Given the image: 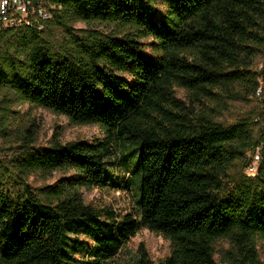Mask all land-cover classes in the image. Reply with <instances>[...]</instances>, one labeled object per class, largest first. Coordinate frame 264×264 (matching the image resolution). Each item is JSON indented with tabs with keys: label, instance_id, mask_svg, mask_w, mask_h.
Instances as JSON below:
<instances>
[{
	"label": "trees",
	"instance_id": "16d2710c",
	"mask_svg": "<svg viewBox=\"0 0 264 264\" xmlns=\"http://www.w3.org/2000/svg\"><path fill=\"white\" fill-rule=\"evenodd\" d=\"M51 1L42 27L0 30V88L97 124L104 137H55L28 145L16 164L0 159V264H74L78 255L105 264L142 227L171 241L158 264H264V129L218 122L206 104H223L237 86L264 87V64L253 66L264 53V0ZM120 139L140 142L141 153L116 159ZM56 170L73 173L39 188L27 181ZM135 173L138 214L84 202L83 189L130 188ZM137 264L155 263L142 249Z\"/></svg>",
	"mask_w": 264,
	"mask_h": 264
},
{
	"label": "rangeland",
	"instance_id": "374dc122",
	"mask_svg": "<svg viewBox=\"0 0 264 264\" xmlns=\"http://www.w3.org/2000/svg\"><path fill=\"white\" fill-rule=\"evenodd\" d=\"M75 27H85L83 22H76ZM53 33L63 39L60 29H54ZM144 42L150 43L152 38H144ZM149 52V49H146ZM264 64V53L258 55L254 61V68L260 69ZM261 89V88H260ZM259 89V91H260ZM253 93L251 89L237 86L231 91H223L221 105H216L214 101H206V104L215 110H208L212 117L224 124H231L242 118L253 120V132L260 133L264 129V87L261 92ZM179 97L188 102V92L182 88H177ZM55 137L63 142L71 140L92 141L104 137V130L97 124H75L65 115L55 113L47 108L37 106L29 102H19L13 98L11 91L0 88V159H6L8 163L25 150L28 145L46 146ZM116 151L113 156L118 159L124 154L133 159L141 153V144L137 141L120 139L115 145ZM252 156L254 161L245 170L248 175H255L257 171L259 148ZM112 160L114 158H111ZM135 162V161H130ZM248 161H238L234 167L236 171H241ZM252 167V169H251ZM117 173L128 175L124 166H116ZM73 173L72 170H56L50 174L32 173L27 177V181L34 188L54 184L61 181ZM130 188L96 187L83 189V199L86 204H93L100 207H111L120 213H139L138 199L141 195L140 176L136 174ZM228 247L227 241H223L218 246ZM142 249H145L149 257L158 264L162 259L171 253V241L162 234L142 227L137 234L132 237L124 246L122 251L105 264H137ZM260 258L264 262V239L259 241ZM78 260L74 264H84V258L77 256ZM220 254L217 258L220 261Z\"/></svg>",
	"mask_w": 264,
	"mask_h": 264
},
{
	"label": "built area",
	"instance_id": "2783aa9c",
	"mask_svg": "<svg viewBox=\"0 0 264 264\" xmlns=\"http://www.w3.org/2000/svg\"><path fill=\"white\" fill-rule=\"evenodd\" d=\"M52 8L54 4L51 0H0V30L35 23L42 27L43 22L53 17Z\"/></svg>",
	"mask_w": 264,
	"mask_h": 264
}]
</instances>
